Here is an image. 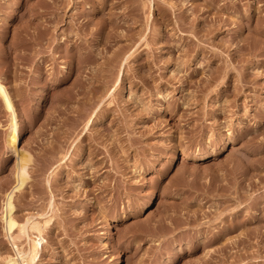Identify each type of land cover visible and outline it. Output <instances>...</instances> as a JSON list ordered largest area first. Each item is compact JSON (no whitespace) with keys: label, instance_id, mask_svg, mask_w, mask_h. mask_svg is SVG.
Listing matches in <instances>:
<instances>
[{"label":"rangeland","instance_id":"374dc122","mask_svg":"<svg viewBox=\"0 0 264 264\" xmlns=\"http://www.w3.org/2000/svg\"><path fill=\"white\" fill-rule=\"evenodd\" d=\"M0 264H264V0H0Z\"/></svg>","mask_w":264,"mask_h":264},{"label":"bare ground","instance_id":"6f19581e","mask_svg":"<svg viewBox=\"0 0 264 264\" xmlns=\"http://www.w3.org/2000/svg\"><path fill=\"white\" fill-rule=\"evenodd\" d=\"M29 229L30 230H33V226L31 224H29ZM25 236H26V233H25ZM15 257H16V260H19V259H22L23 258V255L22 254L15 255Z\"/></svg>","mask_w":264,"mask_h":264}]
</instances>
